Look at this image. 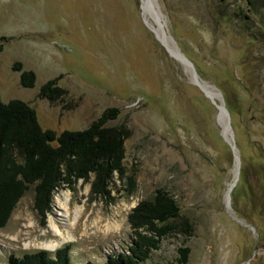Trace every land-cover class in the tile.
I'll return each mask as SVG.
<instances>
[{"label": "rangeland", "instance_id": "374dc122", "mask_svg": "<svg viewBox=\"0 0 264 264\" xmlns=\"http://www.w3.org/2000/svg\"><path fill=\"white\" fill-rule=\"evenodd\" d=\"M156 2L168 43L142 0H0V37L9 38L0 51L2 100L28 102L57 133L85 129L117 107L109 125L125 132L124 172L105 191L94 189V175L63 184L43 217L31 186L0 227V264L54 240L55 250L70 244L74 264L103 263L128 248V215L158 188L176 198L190 229L178 223L145 264H180L181 247L190 248L189 264H264V4ZM16 62L35 71L34 87L21 85ZM57 77L63 93L41 98ZM58 200L68 201V214ZM50 218L65 234L63 221L75 222L74 239L55 236Z\"/></svg>", "mask_w": 264, "mask_h": 264}, {"label": "trees", "instance_id": "16d2710c", "mask_svg": "<svg viewBox=\"0 0 264 264\" xmlns=\"http://www.w3.org/2000/svg\"><path fill=\"white\" fill-rule=\"evenodd\" d=\"M255 10L264 0H248ZM264 7V6H263ZM250 12H255L251 9ZM9 38L0 37V51ZM21 72V85L34 87L37 75L25 70L21 62L14 64ZM61 77L49 80L39 93L41 98L55 101L63 93L58 85ZM121 111L107 109L90 126L82 130H64L57 133L44 129L36 110L26 101L13 99L4 102L0 95V227H5L18 202L34 185V207L43 217L52 210L53 197L63 184L74 185L88 181L91 175L96 191H105L114 173L124 172V130L110 126ZM181 207L176 198L164 188H158L152 198L141 200L134 206L128 222L132 239L126 250L109 254L103 263L86 264H145L162 241L176 234L180 225L186 233L188 222H180ZM185 231V232H184ZM180 264H189L190 248H179ZM9 264H74L70 244L54 252L39 249L22 256L11 255Z\"/></svg>", "mask_w": 264, "mask_h": 264}, {"label": "bare ground", "instance_id": "6f19581e", "mask_svg": "<svg viewBox=\"0 0 264 264\" xmlns=\"http://www.w3.org/2000/svg\"><path fill=\"white\" fill-rule=\"evenodd\" d=\"M156 5H158L156 0H142V7H143L144 15L150 21V23L152 24V27L154 28L156 33H158V35L161 38V40L164 43H168L167 40H166L167 39L166 36L164 37V34L162 32L163 24L161 23V19L157 16L158 11L156 9ZM212 95H213V97H215L214 94H212ZM221 114L223 116L224 112L221 113ZM222 122H223V120H222ZM225 133L230 138V130H229L228 126H226V125H225ZM238 169H239V162L237 163L236 174H237ZM67 200L65 202H62V201L58 200V202H59L58 204L61 207V209L65 210V212H67V214H68V209L69 208H68V201ZM65 216H67V215H65ZM77 216H79V215H77ZM55 219L50 218V221H49V228L52 231V233L55 236H59L60 239H63L62 241L69 240V239H71V240L74 239V235L72 234V228H73V224L75 222L73 224L70 223V225H69L68 221H66V220L63 221V223H65L66 224L65 226L67 227V234H65V232L62 230V228H60L59 223ZM26 245L30 246V244H26ZM42 245L44 247H46L47 249L53 251L56 248V246L58 245V241H56V240L50 241V242L46 241V243H43Z\"/></svg>", "mask_w": 264, "mask_h": 264}, {"label": "water", "instance_id": "95a60500", "mask_svg": "<svg viewBox=\"0 0 264 264\" xmlns=\"http://www.w3.org/2000/svg\"><path fill=\"white\" fill-rule=\"evenodd\" d=\"M213 102L216 104V101H215V99H213ZM219 108H220V114H219V122L223 125V130H222V135H223V137H224V139L232 146V148L235 150V144H234V142L232 141V138L230 137H228L227 136V134L225 133V125L226 126H228V128H229V125L228 124H226V112H225V108L224 107H222V106H219V105H217ZM224 112V114H223V116H222V114L221 113H223ZM222 116V117H221ZM222 120H223V122H222ZM225 124V125H224ZM236 158H237V160L239 161V156L237 155L236 156ZM238 174H239V170L237 171V176H236V179L238 178ZM46 250H49V249H47L46 248ZM55 250V249H54ZM50 251V250H49Z\"/></svg>", "mask_w": 264, "mask_h": 264}]
</instances>
